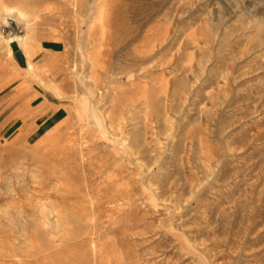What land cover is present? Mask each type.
Wrapping results in <instances>:
<instances>
[{"label": "rangeland", "instance_id": "obj_1", "mask_svg": "<svg viewBox=\"0 0 264 264\" xmlns=\"http://www.w3.org/2000/svg\"><path fill=\"white\" fill-rule=\"evenodd\" d=\"M0 264H264V0H0Z\"/></svg>", "mask_w": 264, "mask_h": 264}, {"label": "bare ground", "instance_id": "obj_2", "mask_svg": "<svg viewBox=\"0 0 264 264\" xmlns=\"http://www.w3.org/2000/svg\"><path fill=\"white\" fill-rule=\"evenodd\" d=\"M14 94H18V93H14ZM30 94H32V93H30ZM27 96V95H26ZM16 99H18V98H16ZM13 100H15V99H13ZM33 100V98L30 100V102ZM11 102H13L12 100H11ZM9 103V102H8ZM26 103H27V101H26ZM24 105V104H23Z\"/></svg>", "mask_w": 264, "mask_h": 264}]
</instances>
